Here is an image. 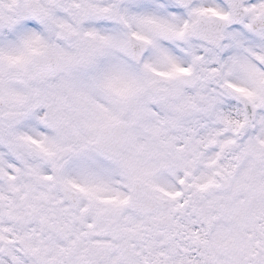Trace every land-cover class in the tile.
I'll list each match as a JSON object with an SVG mask.
<instances>
[{
  "label": "snow or ice",
  "instance_id": "obj_1",
  "mask_svg": "<svg viewBox=\"0 0 264 264\" xmlns=\"http://www.w3.org/2000/svg\"><path fill=\"white\" fill-rule=\"evenodd\" d=\"M0 264H264V0H0Z\"/></svg>",
  "mask_w": 264,
  "mask_h": 264
}]
</instances>
